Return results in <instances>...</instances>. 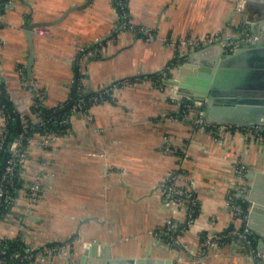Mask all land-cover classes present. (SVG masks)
I'll return each mask as SVG.
<instances>
[{"label": "crops", "instance_id": "0c3cea01", "mask_svg": "<svg viewBox=\"0 0 264 264\" xmlns=\"http://www.w3.org/2000/svg\"><path fill=\"white\" fill-rule=\"evenodd\" d=\"M127 11L133 24L150 27L154 37L115 26L112 0L5 3L0 15V78L16 107L30 113L35 90H44L43 105L50 108L68 99L75 80L84 94L118 79L164 70L177 52V46L166 42L169 38L217 33L230 39L250 34L236 0H128ZM52 20L57 21L33 29L28 76L24 25ZM106 34L110 35L97 47L99 55L90 58L85 48ZM170 71L175 75L176 67ZM181 100L163 82L150 78L124 82L111 86L110 98L91 103L87 113L72 114L69 130L47 146L40 144L39 136L31 138L21 174L28 180L39 176L41 195L21 229L27 243L60 240L62 247L27 264H78L83 246L91 240L106 242L114 256L139 257L150 250L151 256L169 258L171 264H254L227 192L236 184L234 167L244 164L241 181L248 196L249 174L264 172V140L241 128L204 130L191 114L172 119ZM166 143L174 148L169 150ZM181 147L187 152L182 161L185 179L198 199L190 222L183 207L174 209L163 187L166 174L178 165L175 148ZM23 205L25 198L19 197L18 209ZM22 216L17 211L11 222L0 220V235L15 236ZM170 216L176 226L168 239L155 230ZM248 228L254 258L259 259L260 237L255 228ZM204 234L224 235L204 248ZM259 254L264 264V251Z\"/></svg>", "mask_w": 264, "mask_h": 264}, {"label": "water", "instance_id": "95a60500", "mask_svg": "<svg viewBox=\"0 0 264 264\" xmlns=\"http://www.w3.org/2000/svg\"><path fill=\"white\" fill-rule=\"evenodd\" d=\"M236 9L240 12L242 23L247 25L250 31V38L239 42L232 50H226L228 39L225 38L189 49L185 58L177 63L175 75L162 77L161 81L164 85L174 88L176 97L188 99L198 106L202 117L207 121L258 125L262 128L264 127V0H236ZM55 21H33L24 25L29 42V60L25 69L28 76L33 57V29L54 24ZM109 35L97 38L84 51L105 40ZM152 73L162 74L163 69ZM73 85H76V80ZM87 94L88 92L84 93ZM249 178L252 179V184L248 199L252 201V205L247 224L251 227V231L256 229V235L260 237L256 246L259 259L254 258L253 253L250 255L254 264H260L259 253L264 251L262 240L264 226L260 224H264V172L256 171L255 174H249ZM77 261L78 264L172 263L169 258L151 256L150 250L139 257L114 256L106 242L95 240L85 243Z\"/></svg>", "mask_w": 264, "mask_h": 264}, {"label": "built area", "instance_id": "2783aa9c", "mask_svg": "<svg viewBox=\"0 0 264 264\" xmlns=\"http://www.w3.org/2000/svg\"><path fill=\"white\" fill-rule=\"evenodd\" d=\"M2 1L3 0H0V15L2 13ZM8 1L9 0H5L3 3L5 4ZM127 2L128 0H117L116 5H113L116 17L115 26H120L122 30L124 29L132 31L134 34L141 35L147 39L154 37V32L150 27L136 25L130 21L127 11ZM250 36L251 35L248 34L244 35L242 38L239 37L228 39L225 45L227 46L226 50L234 49L239 44V42L247 40L250 38ZM220 38L221 35L212 33L176 39L169 38L166 40V42H168L169 45L177 46V52L175 56L184 59L186 52L189 49L201 47L206 43H210ZM97 51V48L95 50H87L89 55H93ZM18 69L19 73L22 75L24 70L22 67H19ZM165 76V72L163 71L159 80H156V82L161 83V78ZM43 98L44 90H37V106L43 104ZM70 98L71 94L65 102H67ZM88 99H91L92 102H97L99 101V95H91ZM186 100L188 99L182 98V100L179 102V111L176 114H172L170 116L172 119L187 117L191 114L192 120L196 126H199L204 130H208L213 133H220L228 127L235 129L241 128L248 135L259 136L264 140V127L260 128L258 125H234L207 121L202 117L200 108H198L192 101ZM86 103L87 100L84 98V96H79L77 100L71 105L70 110L76 114L80 112V109ZM17 110L20 112L22 129L18 133L17 138L10 141L6 146L7 150L9 151V155L3 164L0 163V220H7L8 222H11L13 215H15L17 211H21L23 216L21 218V222L19 224H15V227L18 229V233L15 236L9 237L6 235H0V264H27L36 260H44L48 256L54 255L56 252L58 253L62 247L61 243H55L51 246L45 244L37 246L32 243H27L24 238V233L21 229L22 226H26L28 223L27 216L31 212L33 206L38 202L41 195L39 176L36 175L33 179L28 180L24 179L21 174L24 163L29 156L28 147L32 137L25 146L23 145V139L26 136L28 128L34 124H41L42 119L40 117H34L35 113L30 112L28 114L34 117L35 122L32 124V122H29L24 110L20 108H17ZM6 123L7 115L0 105V152L5 147L4 142L7 131ZM62 135H57L50 130H45L41 134L36 131L33 133V136H39L41 138L40 144L43 146H47L55 138ZM166 148L170 150L174 147H172L169 143H166ZM175 151L178 152V165L176 169L169 171L163 180V187L165 191L164 195H166L174 209L177 210L180 207L185 209L186 221L190 222L194 219V213L198 209V199L192 186L190 185V182L185 179L186 172L182 168V161L186 159L187 152L182 147L179 148V150L175 148ZM245 170L246 166L244 164H238L234 167V171L236 173V184L227 192V203L234 217L242 221V227L240 228L239 234L243 236L244 241L246 242L244 245H247L249 253H253L254 255L255 250L252 246V240L249 237V228L247 225L248 212L251 204L249 203L250 201L247 196V187L245 183L241 181L242 172ZM19 197H24L26 204L22 206L24 208L21 210L18 209ZM175 226L176 221L174 218L172 216L167 217L164 220L162 226L155 230V233L159 236L171 239V231ZM223 235L224 234H218L214 237L220 241ZM214 237L204 234L202 238L203 247L205 248V246L213 244Z\"/></svg>", "mask_w": 264, "mask_h": 264}, {"label": "trees", "instance_id": "16d2710c", "mask_svg": "<svg viewBox=\"0 0 264 264\" xmlns=\"http://www.w3.org/2000/svg\"><path fill=\"white\" fill-rule=\"evenodd\" d=\"M5 1V0H3ZM2 1V8L1 11L4 9V3ZM117 0H112V5H116ZM140 37H143L141 35H138ZM105 40L100 42L99 44L96 45L95 48H91L92 50H95L97 47L103 45ZM97 52L94 55L89 56L90 58H96L99 54V48H97ZM98 54V55H97ZM183 58L181 57H173L168 65L165 67L163 70L165 72V75L170 76L172 73L170 71V67H176L177 63L181 62ZM161 73H153V74H142L138 76H130L122 79L115 80L112 85H108L106 88H102L97 91H92L88 93L87 95H84L80 92L78 88V83L76 85L72 86L71 88V98L65 102V103H60L54 107L47 108L43 104H40L37 106V90L34 91V101L30 106V112H34L35 115L34 117H40L42 119L41 124H34L31 125L28 128V131L26 133V136L24 137L23 145L25 146L27 142H29V139L33 137L34 131L39 132L40 134L43 133L45 130H50L54 132L57 135H62L65 134L69 128H70V116L74 114L75 112H72L70 110L71 105L77 100L79 96H84V98L87 100V103L80 109V112L76 114H85L87 113L88 107L90 106L91 99H88L91 95L97 94L99 95V101L104 100V99H109L110 98V92H111V86L116 85L120 86L124 82H134L136 79H143V78H150L152 80H159ZM189 101V100H186ZM0 105L2 106L4 112L7 115V123H6V138L4 142V149L0 152V163L3 164L7 156L9 155V151L7 150L6 146L8 143L14 139L17 138L18 133L22 129V123H21V118H20V112L17 110L16 104L14 101L11 99L8 90L6 88L5 82L0 78ZM27 118L29 119V122H34V117L30 116L28 113H26ZM33 119V120H32ZM245 204V203H244ZM197 213H194V215ZM62 241H48L44 243L45 245H53L55 243H61Z\"/></svg>", "mask_w": 264, "mask_h": 264}]
</instances>
